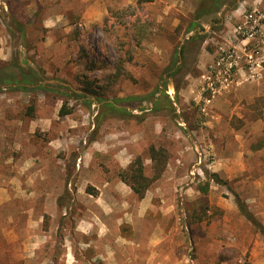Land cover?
Returning <instances> with one entry per match:
<instances>
[{
  "label": "rangeland",
  "instance_id": "374dc122",
  "mask_svg": "<svg viewBox=\"0 0 264 264\" xmlns=\"http://www.w3.org/2000/svg\"><path fill=\"white\" fill-rule=\"evenodd\" d=\"M199 4L0 0V66L22 55L48 82L85 93L0 89V264H89L97 255L117 264H264L244 246L256 231L235 202L239 183L225 179L230 139L223 117L213 118L223 106H203L190 90L223 40L218 20L185 40ZM129 96L144 100L124 110L117 101ZM150 146L166 160H151ZM137 157L152 179L141 199L119 176ZM205 182L206 195L197 189Z\"/></svg>",
  "mask_w": 264,
  "mask_h": 264
},
{
  "label": "crops",
  "instance_id": "0c3cea01",
  "mask_svg": "<svg viewBox=\"0 0 264 264\" xmlns=\"http://www.w3.org/2000/svg\"><path fill=\"white\" fill-rule=\"evenodd\" d=\"M249 6L264 7V0H240L222 19L218 14V23L222 21L223 40L217 43L216 47L233 40V28L242 19L245 7ZM224 9L227 8L223 6ZM203 26L204 31L209 28L207 25ZM261 29L264 32V22ZM207 66H199L200 77L192 80L190 85V90H195L192 93L194 101L199 100L202 75L205 74ZM217 96L208 103L210 105L212 101L215 109L223 106L222 112H215L213 118L216 123L223 117V134L225 139H230L224 144L225 150L229 151L224 156L225 179L239 183L238 197L245 204L247 214L254 217L247 219V225L248 230L256 231L255 236L245 238L244 246H252L255 254H260L259 258L264 260V80L237 82ZM216 127L217 124H214V128ZM103 259V255H97L90 261L98 264H117L112 258L109 260L108 257L106 262ZM90 261L86 262L90 264Z\"/></svg>",
  "mask_w": 264,
  "mask_h": 264
},
{
  "label": "trees",
  "instance_id": "16d2710c",
  "mask_svg": "<svg viewBox=\"0 0 264 264\" xmlns=\"http://www.w3.org/2000/svg\"><path fill=\"white\" fill-rule=\"evenodd\" d=\"M238 0H200L199 6L196 8L193 14V19L190 21L189 25L186 28L185 33H191V35L185 40L194 39L200 35V30H203V26L201 28L202 22H207L211 20L212 22L215 20H219V18L215 17L219 10L225 6L226 8H235ZM215 17V18H214ZM19 26V25H18ZM200 28V29H198ZM19 30H21V38L24 36L23 29L19 26ZM183 47L179 48L178 54L180 55V59L183 57ZM19 62H5L0 66V89L2 86H6L8 88L17 89L23 92H48L52 91L56 93L58 96L68 97L71 94L74 96H85V93L78 94L70 89V87L64 83L62 80L55 79L52 82H48L47 78L44 75V72L34 66L32 63L28 61V58L24 56H20ZM179 57H177V60ZM176 60V61H177ZM86 91V90H85ZM157 90L155 89L150 96H153ZM162 96L168 101V97L166 96L165 90L161 91ZM158 99V98H157ZM99 100V99H98ZM144 100V97H126L117 102L122 103L121 108L124 110L128 107H133L136 103H140ZM159 100L153 102V107L157 105ZM115 103L112 102L109 104L110 107L114 106ZM64 108V105L62 106ZM61 107L60 114L68 113V110L63 111ZM32 110V107H29V111ZM150 158L153 161H162L166 160V153L163 149L156 150L153 146L149 148ZM163 169V164H161L159 168V172ZM158 172V173H159ZM125 173V174H124ZM209 178L212 179L216 183L223 182L219 179L218 174L215 172L208 173ZM121 180L129 186L131 191L137 196V198L141 199L144 196V193L148 186L150 185L152 179L147 177L144 174V167L140 157L135 158L127 167L125 172L120 173ZM224 183V182H223ZM208 182H205L202 185H199L197 188L199 192L206 195L208 191ZM235 202L237 203V207L240 212L245 216L248 220H251L252 216L247 214L245 204L241 201V199L236 195ZM253 219V218H252ZM218 261L224 262L226 261V257L222 255H218Z\"/></svg>",
  "mask_w": 264,
  "mask_h": 264
},
{
  "label": "built area",
  "instance_id": "2783aa9c",
  "mask_svg": "<svg viewBox=\"0 0 264 264\" xmlns=\"http://www.w3.org/2000/svg\"><path fill=\"white\" fill-rule=\"evenodd\" d=\"M263 22L264 10L251 8L244 12L242 19L234 26L233 40L217 46L214 59L202 75L199 93L201 105L205 106L215 95L237 82L264 78Z\"/></svg>",
  "mask_w": 264,
  "mask_h": 264
}]
</instances>
